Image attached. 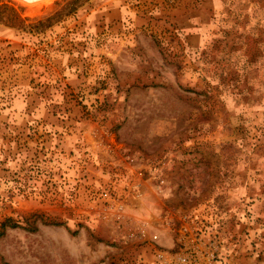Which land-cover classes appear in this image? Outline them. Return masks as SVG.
<instances>
[{
  "label": "rangeland",
  "instance_id": "374dc122",
  "mask_svg": "<svg viewBox=\"0 0 264 264\" xmlns=\"http://www.w3.org/2000/svg\"><path fill=\"white\" fill-rule=\"evenodd\" d=\"M69 2L0 0V264H264V0Z\"/></svg>",
  "mask_w": 264,
  "mask_h": 264
},
{
  "label": "built area",
  "instance_id": "2783aa9c",
  "mask_svg": "<svg viewBox=\"0 0 264 264\" xmlns=\"http://www.w3.org/2000/svg\"><path fill=\"white\" fill-rule=\"evenodd\" d=\"M181 220L187 224H184L180 240L186 234L189 235V239L181 242L182 247L178 252H157L160 264H220L212 243L203 240L198 233L196 228V223L199 221L198 214L195 211L183 213Z\"/></svg>",
  "mask_w": 264,
  "mask_h": 264
},
{
  "label": "trees",
  "instance_id": "16d2710c",
  "mask_svg": "<svg viewBox=\"0 0 264 264\" xmlns=\"http://www.w3.org/2000/svg\"><path fill=\"white\" fill-rule=\"evenodd\" d=\"M76 1H78V0H70V2H69V4H71V6L69 7L68 6V10H66L65 12H64V14H68V13H70L75 7H76V5H75V2ZM64 8V7H63ZM63 14V12H62V10H57V11H55V13L54 14H52V15H50V16H47V17H45V18H43V19H40V20H38L34 25L36 26V27H41V25H43L44 24V26H47V25H50L54 20H57V19H59V17L61 16ZM9 225V226H11V227H13V226H19L20 224L17 222V221H11L9 218H7V219H5L4 220V222L2 223V225L4 226V225Z\"/></svg>",
  "mask_w": 264,
  "mask_h": 264
},
{
  "label": "bare ground",
  "instance_id": "6f19581e",
  "mask_svg": "<svg viewBox=\"0 0 264 264\" xmlns=\"http://www.w3.org/2000/svg\"><path fill=\"white\" fill-rule=\"evenodd\" d=\"M22 1H25L26 3H33V2H36L38 0H22Z\"/></svg>",
  "mask_w": 264,
  "mask_h": 264
}]
</instances>
